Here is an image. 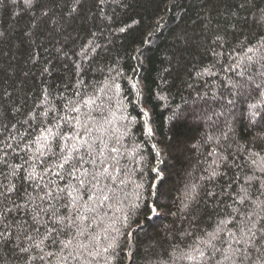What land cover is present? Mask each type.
I'll return each instance as SVG.
<instances>
[{"label": "trees", "instance_id": "trees-1", "mask_svg": "<svg viewBox=\"0 0 264 264\" xmlns=\"http://www.w3.org/2000/svg\"><path fill=\"white\" fill-rule=\"evenodd\" d=\"M241 3L57 0L53 5L50 0H35L33 8L26 9L24 0L16 5L5 0L0 6V32L4 33L0 38V128L22 120L45 87L55 85L57 92H63L67 85L71 90L76 79L74 62L83 64L90 84L103 83L109 69L124 73L112 106L118 120L121 115L127 117L119 123H128L130 129L122 140L124 184L118 191L121 202L108 211L107 224L121 227L123 216L131 211L133 235L128 239L113 230L120 254L111 264H160L173 244L182 247L188 242L181 234L192 228L193 214L198 228H211L217 213L231 210L226 205L236 207L227 198L226 192L232 189L226 185L234 181V174L241 176L242 183L243 172L233 165L222 169L227 175L212 183L201 176L207 175L204 169L215 159L210 153L219 147L217 138L219 144L236 147L237 142L250 143L264 134V126L250 123V99L235 96L234 104L225 106L220 98L231 91L225 85L232 83L228 77L233 74L223 71L231 63L230 56L248 41L256 44L264 34V26H251L252 18L264 13V0H248L244 8ZM73 7L77 11L69 16ZM45 9L49 17L42 16ZM52 19L58 21L56 27ZM149 32L153 33L151 44H143ZM217 34L222 41L214 42ZM90 41L97 46L95 51L81 54ZM219 52L224 55L217 56ZM46 66L53 69L51 75L42 72ZM205 69L215 74L201 75ZM221 111L224 115L218 116ZM145 121L153 130L151 136ZM224 133L228 140L223 139ZM194 185L199 203L186 198ZM206 191L217 195L207 197ZM13 248L0 245V264H23Z\"/></svg>", "mask_w": 264, "mask_h": 264}, {"label": "snow or ice", "instance_id": "snow-or-ice-1", "mask_svg": "<svg viewBox=\"0 0 264 264\" xmlns=\"http://www.w3.org/2000/svg\"><path fill=\"white\" fill-rule=\"evenodd\" d=\"M18 2L11 0L13 5ZM4 3L0 0V6ZM34 3L24 0L26 9H32ZM50 3L56 5L57 0ZM247 3L242 0L240 7ZM76 11L73 7L69 16ZM42 16L49 17V11L43 10ZM52 24L56 27L58 21L52 19ZM251 26H264V13L253 17ZM3 36L0 32V38ZM152 36L149 32L142 43L151 44ZM177 38L187 43L184 36ZM213 39L220 42L223 37L217 34ZM95 47L90 41L87 49L81 48V54L95 51ZM230 60L223 71L233 74L228 77L232 83L225 85L231 91L221 93L220 98L225 106L233 105L235 96L250 99V123L264 126V34L256 44L248 41L241 45ZM74 64L76 79L71 90L67 85L63 92H57L55 85L45 87L22 120L0 128V245H14L12 251L23 264H111L120 254V242L113 230L123 232L128 239L133 235L131 211L123 216L121 227L107 224L111 220L108 211L121 202L118 191L124 184L122 140L130 129L128 123H119L127 117L121 115L118 120L112 111L113 98L121 90L118 80L124 73L109 69L103 83L90 84L84 78L83 64ZM52 71L48 66L42 69L48 75ZM203 74L215 73L205 69ZM217 115L223 116L224 111ZM145 128L151 136L153 130L147 121ZM223 139H229L228 133ZM216 143L219 147L210 153L215 159L204 169L207 175L201 180L212 183L227 175L222 169L234 165L244 174L242 183L241 176L234 174V181L226 185L232 189L226 192L227 198L236 207L226 205L231 210L217 213L219 218L211 228H198L193 214L192 228L181 234L188 242L182 247L173 244L160 264H264V134L250 143L237 142L236 147L219 144V138ZM237 159L241 163L237 164ZM196 187L186 198L199 203ZM205 195L217 194L206 191ZM184 207L188 209L189 204Z\"/></svg>", "mask_w": 264, "mask_h": 264}]
</instances>
